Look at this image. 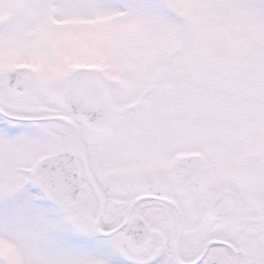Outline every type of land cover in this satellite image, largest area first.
<instances>
[{
    "label": "snow or ice",
    "instance_id": "obj_1",
    "mask_svg": "<svg viewBox=\"0 0 264 264\" xmlns=\"http://www.w3.org/2000/svg\"><path fill=\"white\" fill-rule=\"evenodd\" d=\"M0 264H264V0H0Z\"/></svg>",
    "mask_w": 264,
    "mask_h": 264
}]
</instances>
